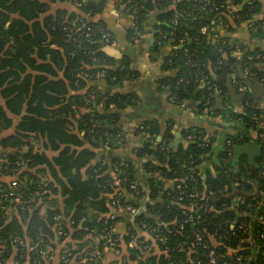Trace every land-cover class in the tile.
<instances>
[{"label":"trees","instance_id":"trees-1","mask_svg":"<svg viewBox=\"0 0 264 264\" xmlns=\"http://www.w3.org/2000/svg\"><path fill=\"white\" fill-rule=\"evenodd\" d=\"M171 1L145 0L137 3V23L141 27L145 16L157 10L154 25L156 43L152 52L157 53V41H165L166 37H171L178 46L173 50L174 56L166 57L163 62V69L175 68L176 71L160 78L158 84L162 89L168 88L169 94L180 100L195 90L201 78L207 76L211 79L207 73L208 65H216L224 54H228L226 40L231 24L228 20L229 27L226 33L219 34L218 41L207 43L199 27H213L211 21L215 11L212 6L205 9L202 16L192 19L186 16L190 13L192 0H176L174 8L168 7ZM223 1L211 0V3ZM231 1L237 6L246 1L239 9L240 17L235 19V23L245 21L257 29L264 26V15L261 19L253 18V14L260 12L259 1ZM79 2L82 14L63 8L50 12L45 0H0V194L10 193L6 197L0 196V242L5 241L6 244L0 252V264L13 254V259L21 264L26 261L28 264H47L40 251L51 252L55 247L60 248V261L71 264V256L77 255L82 247H101V240L96 245L94 237L109 233L113 239L118 238L119 235L112 232L113 223L106 216L107 203L115 198L124 203L123 198L114 192V179L119 180L121 188L129 192L130 183L135 182L137 195L144 194L134 174V166L138 162L142 163L145 172L157 173L147 177L146 183L150 199L159 201L146 204V214L141 212L137 217L151 233L157 235L154 238L151 234L150 240L162 253L143 255V246L148 243H142L141 247L129 249L135 264H197L198 261L204 264L206 250L201 244H194L196 232L216 250L220 264H235L238 255L242 256L243 264H264V223L253 220V208L247 206L259 204L256 213L264 216L261 195L244 196V203H239L238 208L240 211L248 210L250 215L239 218L234 227L225 224L215 211L228 207L233 195H240L235 188L242 190L246 187L245 176L259 181L261 194L264 183L258 169H248L245 175V169L240 165L237 179L231 186L230 178L224 175L229 165L222 167L220 153L216 156V175L201 169L199 165L203 156L210 152L215 136L206 138L197 129H190L188 134H193V139L184 149L176 150L170 147L169 142L166 147L152 143L150 136L137 152L135 163L124 165L114 159L113 174L107 171V163L102 161V156L95 160L96 150L105 143L112 146L120 132V116L111 111V106L129 105L133 97L90 89L87 81L80 79L79 75L87 72L95 79L102 69L105 71L102 79L109 85H115L134 73L125 59L116 64L102 50V35L109 32L106 24L101 20L88 19L102 11L104 0ZM178 14L185 24L173 26L171 21ZM74 19L76 24L72 25L71 20ZM81 21H86V26L91 28L89 36L85 35L86 29L80 27ZM129 34L132 35L131 28ZM242 58V68L248 67L257 78L264 76L261 68L256 67L258 61L248 60L245 56ZM83 88L87 89L80 92ZM200 93L199 113L204 109L208 91ZM93 100L102 104V111L92 109ZM247 106L241 113L230 114L234 132L218 135L217 138L225 145L227 140L232 146L250 139L251 133L264 131V127L260 128L264 113L251 104ZM217 112L221 113L212 108L207 111V116ZM13 117H18L14 131L1 137L2 131L12 126ZM146 123L151 125L148 121ZM157 128L151 125L148 130L159 133ZM256 140L261 144L264 159V138ZM48 152L54 154L49 155ZM229 161L232 162L231 158ZM191 165L194 166L192 177L186 178L191 174ZM181 190L184 191L182 194ZM192 190L195 195L190 198L188 192ZM207 190L217 193V199L211 202L212 207H201L195 211L189 208L191 204L200 205L202 193ZM178 196L181 199L176 202ZM55 198H60V201ZM44 205L45 212L40 215ZM88 208L93 210L91 215H87ZM189 214H193L194 220L184 222ZM57 228L63 232L62 235L56 234ZM211 234L220 241L216 246L209 242ZM135 235L129 230L121 238L128 242ZM247 236L258 247L255 259L250 260L241 251L226 250L227 243L234 246ZM14 238L23 240L24 245L13 243ZM72 245L77 249H72ZM28 247L37 252L31 254ZM67 247L71 249L69 255L64 252ZM26 254L29 258L22 259Z\"/></svg>","mask_w":264,"mask_h":264},{"label":"crops","instance_id":"crops-1","mask_svg":"<svg viewBox=\"0 0 264 264\" xmlns=\"http://www.w3.org/2000/svg\"><path fill=\"white\" fill-rule=\"evenodd\" d=\"M45 1L49 5L50 12L63 8L68 12L82 14L79 0ZM175 1L172 0L168 7L174 8ZM255 1H259L260 3V12L253 14V18L261 19L264 15V0ZM245 2L242 1L239 6L242 7ZM157 13V10H152L145 16L142 25V35L137 40L129 34V29L131 28L130 18L124 13L123 7L118 4L117 0H104L102 11L88 18L93 21L101 20L106 24L113 44L102 45V50L116 64L125 59L128 62L129 68L134 73L133 76H128L115 85H109L101 78H95L86 82L87 87L90 89L95 88L100 93H117L133 97V102L129 105L123 104L119 108L115 105L111 106V111L117 112L120 116L118 121L120 132H118V138L112 143V146L103 145L96 150L95 160H98L102 156V161H106L107 163V171L113 174L114 159L124 165L135 163L137 152L149 140L150 133L158 137V139L165 136L170 147L176 150L177 148L184 149L190 142L187 138L189 135L188 131L190 129H197L198 132L204 133L206 138L216 137L210 144V152L203 156L201 165H199L201 169H206L213 175H216V156L226 150L225 144L217 137L222 133L231 134L234 132V122L231 121L230 114L243 112L249 104L257 107V109H260L264 113V76L257 78L255 75H246L242 69V65H240L244 51L251 53L255 51V53H261L264 51V26H260L257 29L256 27H250L248 22L245 21L235 23L234 20L230 22L231 29L226 40L229 46L228 54H224L222 60H218L216 65H208L207 67V73H209L211 80L216 86V90L211 93L210 97L211 109L220 110L221 113L217 112L213 116H206L203 111L199 113L197 108V105L202 100V97L199 96L201 94L200 91L204 92V87L198 85L185 98L180 100L175 98L172 101L169 99L168 88L162 89L158 84L160 78L168 74H174L176 71L175 68L163 69V62L166 57L174 56L173 50L177 49L178 46L174 44V40L171 37H166L167 40L165 39V41H157V53L154 54L152 52V46L156 43L154 25L157 20ZM255 64L256 67H260L264 72V59L259 60ZM243 80H245V83H242ZM242 84L245 86V89L240 90L239 86ZM86 89L83 88L80 92ZM91 106L94 111L103 110L100 102L96 103L93 100ZM17 121L18 117H13L12 126L2 131L1 137L12 133ZM146 121L151 123L153 127H158L160 132H150L148 128L151 125L147 124ZM250 137V139L240 141L230 148L232 164L237 167L243 165L245 175L248 173V169L255 168L260 171L264 164L262 147L256 140L258 138L254 133H251ZM251 141L260 147L259 153H255L253 158L250 156V154L255 152L253 146H246ZM48 154L53 155L54 153L48 152ZM134 174L138 184L143 189L144 194L140 196L125 190L123 187L121 188L117 179L113 181V185H115L114 192L119 193L120 197L123 198V205L132 204L133 207L136 205L137 208L135 207V212H129L112 205L111 200L107 203L108 211L106 216L113 223V232L119 235L118 249L106 252L105 261L109 264H135L136 262L132 259L129 249L141 247L139 245L142 243L150 245L149 250L142 251L143 255H158L162 253L155 242L150 240L151 237L146 224L141 221L142 219H138L137 217L141 212L146 214V204L159 201L158 199H150L146 183L147 177L154 176L155 174L145 172L140 162L137 165L135 164ZM244 179V182H247L246 187L242 190H239L238 187L235 188L237 192H240V195H233L228 207L217 208L215 210L221 216L222 221L231 227L237 224L239 218L250 215L248 210H239V203H235L236 200L240 199V202H244V196L250 195H261L262 200L264 199V192L261 194L259 181L246 178V176ZM241 193L243 194L242 196ZM55 199L60 201V198ZM45 208V205L41 207L40 215L44 214ZM92 213L93 210L88 208L87 215H91ZM129 230H132L136 235L131 237L130 241L125 242L121 237L123 234L128 233ZM209 239V242L214 246L220 243L215 234L209 235ZM225 247L230 252H244L246 256H249L250 260L255 259L258 251V247L253 245L249 236L242 237L234 246L227 243ZM59 251V247H55L51 252L48 250L47 264H63L62 260L60 261ZM13 256L14 254L2 264H19L13 259Z\"/></svg>","mask_w":264,"mask_h":264},{"label":"built area","instance_id":"built-area-1","mask_svg":"<svg viewBox=\"0 0 264 264\" xmlns=\"http://www.w3.org/2000/svg\"><path fill=\"white\" fill-rule=\"evenodd\" d=\"M96 1H98V0H96ZM117 1L123 7L124 13L126 15H128L130 18V21H131L130 26L132 29L131 37L137 40L142 35V25H141V27H139V25L137 23L138 9H137L136 5L139 2L144 3L145 0H136V1L132 0V2H131V0H117ZM208 7H211V9H213L215 11V14H213L214 19H212V21H211L213 23V27H209L207 25H202L199 27V32L205 36V41L207 43L218 41L220 39L219 34L223 35L224 33H226L225 31L229 27L228 20L231 22V21H234L235 19L239 18L240 17L239 9L241 8L239 5L237 6L231 0H224L223 2H220L218 4L211 3V0H192L190 13L186 14V16L187 17L191 16L192 19H197L198 17H200L204 14L205 9H207ZM209 11H211V10H209ZM180 16H181V14H178L176 17H174L172 19L171 23L173 26L185 24L180 20ZM182 16H184V15L182 14ZM71 24L75 25L76 20L75 19L71 20ZM86 24H87L86 21H83V22L81 21L80 27H84L86 29L85 35L89 36L91 28L86 26ZM154 32H155V30H154ZM102 36H103V45H112L113 44V40H112L111 34L109 32L103 33ZM261 53H250V52L244 51L242 53V55L244 54L245 58L248 60L259 61V60L264 59V51H262ZM242 69L246 75H255L256 74L255 72H251L249 70V68L246 66H244ZM104 73H105V71L101 69L100 71L97 72L95 78H101L102 79L104 76ZM79 77H80V79L85 80V81L93 80L91 75L87 72L80 73ZM198 83H199V85L204 87L205 90L208 91V95L205 96L204 103H203V105H204L203 111H204V114L207 116L208 115L207 111L211 110V105H210L211 93L216 90V86H215L214 82L207 76L201 78ZM239 89L243 90V89H245V86L242 84L239 86ZM169 99L172 101L175 100L174 96L169 97ZM262 127H264V118H261V120H260V128H262ZM254 134L259 139L264 138V131L255 132ZM239 137H241V135H239ZM155 138L156 139H152V143H160L161 145L166 147L165 146V144L167 143L166 137H164V138L159 137V139H158V137L155 136ZM187 138L189 140H192L193 134H189L187 136ZM226 144H227L228 148H227L224 156L221 158V163H222V167L223 166L226 167L227 164L229 165V167L227 168L228 170L224 172V175H226L225 176L226 178H230L231 186H232V185H234L233 181H235L237 179V175L239 174V167L233 165L232 162L229 161L230 160V154H231L230 153V148H231L230 140H227ZM104 146H108V144L105 143ZM193 170H194V166L191 165L189 167V171L191 174H189L188 176H185V177L186 178L192 177ZM156 174L157 173H155V175ZM259 177L262 178V182L264 183V164L262 165V167L259 171ZM184 179H182L181 181H183ZM117 182L119 183V180H117ZM177 186L180 187V184H178ZM129 189L133 192V194L137 195L138 189H137V185L135 182L130 183ZM183 192L184 191L181 190L180 194H182ZM7 195H10V193L1 192V194H0L1 197H6ZM118 195H119V193H118ZM194 195H195L194 190L188 192V196L190 198H192ZM179 199H181L180 196H178L175 201L177 202ZM215 199H217V193L214 190L203 191L202 196H201V200H203V202L200 205L191 204L189 206V208L192 207L193 211H195L197 209H200L201 207H212L211 202ZM239 200L240 199L236 200L235 203H241ZM242 203H244V202H242ZM111 204L116 206V207L123 208L129 212H135V210H136V208L133 207L132 205H129V204L123 205L122 203H119V200L117 198L112 199ZM258 205L259 204L256 203L253 205L249 204L247 206L250 209L253 208V212H252L253 220L258 221L260 223H264V216L263 215H257V213H256ZM193 220H194L193 214H189V215H186L184 222H187V221L192 222ZM147 230H148V233L150 235L152 234V236L154 238L157 237V235L151 233V231H149V229H147ZM150 230L154 231L157 229L150 228ZM112 232H113V229H112ZM56 234L62 235L63 232L57 228ZM260 236L263 237L262 234H260ZM194 237H195L194 244H201L202 247L206 250L205 251V263L204 264H220L216 250L214 248H212L208 242L203 241L202 235L199 232H196ZM100 240H101V247L100 248L94 246V247H91V249H88V248H86L87 246H84L78 251L77 255L71 256L69 263H71V264H109L105 261L106 252L110 251V250L115 251L118 249V245H119L118 238L113 239L109 233H107V235L94 237V241H95L96 245H98ZM12 241H13V243H19L20 245H24L23 240H21V239L14 238ZM5 248H6L5 241L0 242V252H2ZM71 248L77 249V246L72 245ZM143 248L145 249L143 251L149 250L150 245L149 244L144 245ZM28 250H30L31 254L34 252H37V250H34L33 247H28ZM70 251H71V249H69L68 247L64 250L66 255H69ZM40 253L45 258V261L48 260L47 259L48 251L47 250L46 251L42 250V251H40ZM28 258H29L28 254L22 256V259L27 260ZM242 261H243L242 256L238 255L235 257V264H243ZM19 264H21V263H19ZM22 264H28V262L26 261ZM197 264H201V263H199V261H198Z\"/></svg>","mask_w":264,"mask_h":264},{"label":"water","instance_id":"water-1","mask_svg":"<svg viewBox=\"0 0 264 264\" xmlns=\"http://www.w3.org/2000/svg\"><path fill=\"white\" fill-rule=\"evenodd\" d=\"M253 143V144H252ZM253 146V149L255 150V152H253L252 154H250V156L253 158V155L255 154V153H259V145H257V144H255L253 141H251V143H248V145H246V146ZM245 147V146H244Z\"/></svg>","mask_w":264,"mask_h":264},{"label":"flooded vegetation","instance_id":"flooded-vegetation-1","mask_svg":"<svg viewBox=\"0 0 264 264\" xmlns=\"http://www.w3.org/2000/svg\"><path fill=\"white\" fill-rule=\"evenodd\" d=\"M171 96H173V95H171V94H169V97H171ZM175 98V97H174ZM150 136L152 137V139L154 138L155 139V136H153L152 134H150L149 135V138H150ZM165 136H162L161 138H164ZM227 148H228V146H227V144L225 145V149L227 150ZM226 150L224 151V152H220V154H222V157L224 156V154L226 153ZM217 152H218V150H217Z\"/></svg>","mask_w":264,"mask_h":264}]
</instances>
